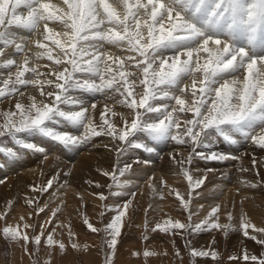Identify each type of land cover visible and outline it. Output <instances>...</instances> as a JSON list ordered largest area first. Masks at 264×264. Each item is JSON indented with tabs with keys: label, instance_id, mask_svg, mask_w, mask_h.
<instances>
[{
	"label": "snow or ice",
	"instance_id": "6c2138e0",
	"mask_svg": "<svg viewBox=\"0 0 264 264\" xmlns=\"http://www.w3.org/2000/svg\"><path fill=\"white\" fill-rule=\"evenodd\" d=\"M0 85V105L8 106L0 109V155L16 158L20 149L44 154L47 160L46 148L31 137L50 140L64 149H79L93 138L109 137L116 154L109 169H96L113 183L85 181L89 187L108 189L107 193H88L103 202L96 224L82 211L87 190L74 193L81 202L77 211L82 223L99 236V244H81L71 220H59L65 202L61 199L53 208L52 201L44 199L45 195L59 199V189L72 187L71 173L54 171L46 181L30 185L34 195L25 199L31 208L26 213L28 220L33 215L45 216L38 231L37 224L28 223L25 215L19 218L22 225L9 224L13 201H6L0 214L4 221L0 239L18 246L31 264H53L69 246L77 252H104L103 264H114L124 218L132 219L129 209L139 190V185L135 191L130 187L133 179H139L134 176V165L148 163L120 158L137 150L152 153L155 145L167 142L178 146L171 161L179 167L172 174L187 180L186 194L173 189L163 176L159 183L169 188V195L175 192L186 218L169 217L150 231L167 234L173 245L179 236L188 264H197L198 259L217 261L221 256L215 249V236L208 246L197 247L189 239L203 233L220 232L227 239L240 231L264 247V226L254 224L243 210L248 195L240 201L238 228L233 223L235 201L231 207L214 202L200 217L205 205H196L195 197L201 196L207 174L215 169L206 168L203 175L195 176L200 170L190 167L197 157L219 163L242 161V156L214 150L221 142H250L264 151V0H0ZM86 95H99L102 100L86 103ZM98 104L103 107L97 120ZM69 128L82 132L75 134ZM181 149L187 156H181ZM260 167H264V158L253 154L251 167L241 164L238 171L254 172L255 180L241 178L239 183L264 190ZM129 172L133 175H126ZM152 180L149 177L146 183L150 195H156ZM159 195L163 197L162 189ZM113 198L110 206L108 201ZM109 211L114 215L105 223ZM65 229L67 243L55 238L63 237ZM148 230L146 221L145 240ZM45 247L47 258L41 260ZM132 255L139 257L141 252ZM159 255L168 253L142 252L145 262ZM173 255L183 264L178 247ZM242 258L264 264V252L258 257L244 249Z\"/></svg>",
	"mask_w": 264,
	"mask_h": 264
},
{
	"label": "rangeland",
	"instance_id": "374dc122",
	"mask_svg": "<svg viewBox=\"0 0 264 264\" xmlns=\"http://www.w3.org/2000/svg\"><path fill=\"white\" fill-rule=\"evenodd\" d=\"M85 101H87L86 103H90L92 101L91 97H88V96L85 97ZM68 130L72 131L75 134H80L82 129L69 128ZM29 139L32 141L34 140L33 142H36L39 146H44L46 148L47 153L53 152V154H51V156H48L47 160H45L43 157V158H41V161H32L30 163L31 167H33L32 169L37 171V174H39V179L37 180L39 182H37V181L33 182L32 180H30L28 178H24V180H20L18 178V176L14 175L12 178L13 181L10 184H8L7 187H4L5 189L9 190L10 193L8 196H4V197L2 195H0V197L4 198L3 205L0 206V214H2L5 211L6 201L12 200L13 206H14V207H12V209L14 210V212L11 209L12 212L11 211L10 212L12 214L11 213H9L10 215L8 214L9 218L7 217L8 218L7 222H8V220H11V222H12V223L8 222L9 224H13V221L15 220L16 222H18L22 225L24 221H20V219H19L21 214L23 215V213H24L26 215L27 212L31 211V208H29L28 205L25 203V199L27 196L31 197L32 195H34L31 191L30 185L39 184V183L46 181L54 173V170H55V172L71 173L73 167L76 166L78 161H81V159L84 158L86 154H88V155L93 154V156L98 157L97 156L98 153H96V150L103 148V144H101L100 141L99 142H93V143H92V141H90V142L80 146L79 149H72V148L64 149V148L58 146L56 143H54L50 140L41 138V137H31ZM105 139L106 140L104 141V145H109V147H107L108 148L107 154L109 153L108 155H110L109 156V158H110L109 163L107 166H105V169H109L115 163L116 156H114L115 152L111 150V145H110V139L111 138L109 139V137L108 138L105 137ZM9 143H11V142H9ZM149 144L151 146L153 144V142H149ZM170 144H171V142H167L164 144L159 143L158 145H155V151L152 153H149L146 151L143 152V150H141V151L137 150V151L129 153V155L126 157L120 158L121 160H126L128 163H133V158L136 161H143L142 157H141L142 154L143 155H152V157H153L152 160H149L148 163H146V164L136 163L134 165V176L137 177V175H138L139 179H133L132 185L130 187H132V190L135 191L136 190L135 186L139 185V190L137 191L136 197L134 198L133 203L129 209V213L132 215V219L129 221L127 216L124 218V227L122 228V235L118 241L117 250H116V253L114 256V264H181V261L179 259L175 258L173 255L174 250L177 247L180 249L181 254L183 256V264H188V255H187V251L184 247V241L179 236L175 237V245H173L171 243L172 238L169 237L167 234L162 233L158 230L156 232L150 231V229L152 227H154V225L157 222L162 223L164 220L168 219L169 217H171L173 219L179 218L182 221H184L186 218V213H184L183 210L180 208L178 200L177 199L174 200V197L176 198V196L174 194L175 192L172 193L173 196L169 195L168 194L169 192H167V191H169V188H167V187L162 188V185H160V183H159L160 178L163 176L165 178L167 184H169L172 187L171 184L175 185V183H176V181H174L175 177L176 178L179 177L178 179H180L179 180L180 186H179V184H176V186L173 185L172 188L180 191L181 193L186 194V191H187V182L186 181L187 180L182 175L177 177V176H175L176 174H173L174 175L173 178L169 179V177L170 178L172 177L171 176L172 173H175L178 171L177 169L179 167L178 166L177 168H172L169 165L170 163L165 161L166 160L165 157L169 158L171 156L170 153H168V152L170 151L172 154L173 149L175 147L176 148L178 147L177 145H175L174 142H172L171 145ZM244 144H245L244 141L241 142V146H239V144L238 145H229L227 143L221 142V143H219L220 147H218L216 145L214 150L221 151V152H224L225 150H231V154H234L237 156H239V155L245 156V153L243 152L244 150L242 151V149H241ZM172 146H173V148H172ZM170 149H172V150H170ZM109 150L112 152H110ZM156 150L160 151L161 153L156 155ZM29 152H32V151H29ZM136 152H138V153H136ZM35 153L36 152H32L31 154H35ZM39 154L40 153H36V155H39ZM167 154H169V155H167ZM60 155L62 158L60 157ZM134 155H136V156H134ZM181 155L184 156L185 153L183 154V152H182ZM185 156H187V154ZM51 158H52V160H55L59 163L56 162L57 165L54 163L55 165L52 164V166L51 165L50 166L45 165L46 167L43 166L44 162L50 160ZM162 159H164V160H162ZM242 159H243V157H242ZM194 160L195 161L192 163L193 165L191 164V166H190L191 169H199V168L200 169L201 168L206 169V168H209V166H211V167L215 166L212 169H215V171L221 172V170L222 171L224 170L225 166L230 167L229 168L230 173L233 172L232 177L229 179H227V177H226V181H225V179L223 180V178L220 177L217 180L218 182L213 183V184L212 183L207 184L208 182L207 183L205 182L207 187L203 188L201 196L195 197V204L196 205H198V204L205 205V208L203 210H201V212H200V217H203L207 214V211L210 210V207L214 204V202L227 203L229 205V207H231L232 202L235 201V203H236V218L234 219L233 223L238 228L239 227L240 201L242 199L241 196L243 195L242 190L245 187L242 186L239 183V181H238V183L237 182L235 183L234 179L236 178V180H239L242 177L244 179H247V176L249 175V173L251 171L247 172V175H243V173L241 174V172L238 171V169H239L238 167L241 166V164L242 165L247 164L246 166H244V165L243 166L250 168L251 167V159L246 158V160H248V163L245 159L242 160V163H240V161H233V160L225 161L222 163L214 162V161H204V160L199 159L198 157L195 158ZM249 160H250V162H249ZM164 162L166 164H168V166ZM238 163L240 164L239 166H238ZM226 164L227 165L229 164V165L227 166ZM52 167L54 168V170L51 169ZM56 167H58V168H56ZM220 168H221V170H220ZM50 170L52 172H50ZM259 170L264 172V167H260ZM238 172H239V174H238ZM155 173H156V175H155ZM18 174L19 173H17V175ZM165 174H167V176L170 175L168 177V179H167V177H165L166 176ZM193 174L194 175L195 174L196 175L202 174V169L198 172H194ZM223 174H225L224 176H226V174H228V173L223 172ZM126 175L132 176L133 172L126 173ZM143 176H144V178L146 176L147 179L145 178V180H144ZM233 176H235V177H233ZM149 177H154V179L152 180V183L157 188V194L156 195H150L152 190L149 188L148 183H146V181L148 180ZM68 178L69 177H67V176L62 177V179H68ZM104 178L105 179L102 182L103 184L107 185L109 183H113L111 178H106V177H104ZM119 179L123 180L124 178L119 177ZM184 179L186 180L185 183H184ZM230 179H231V181H229ZM250 179L252 180V178H250ZM250 179L248 177L247 180H250ZM3 180H5V179H3ZM3 180H1V181H3ZM72 185L73 186L69 188V189H72V191L69 190L68 188L59 189V192L57 193V195L59 196V199H57L56 197H48L47 195H45L44 199H50L52 201L51 206L53 208H55L57 206V204H59L60 200L62 199L65 203L63 205H61L62 211L60 213H58L59 220L61 222H64V223H67L69 220H71V223L74 226V229L77 233V240L81 244H85V243L99 244L100 243L99 236L94 234V233H91L90 230H88L86 228V226L83 225V223H82V219L80 217V214L77 211L81 202L79 200V197L74 194L75 191H77V189H79L78 191H80V192H82V191L80 190V188L77 184L74 183ZM236 185H240V187H241L240 188L241 191L239 193L237 191L238 187ZM234 186H236V187H234ZM181 188H183V190ZM161 189H162L163 193H165L163 195V198H161V196L159 195V191ZM100 190L105 192V193H107V191H108V189L106 187L103 189H100ZM248 190H252L253 194L252 193L247 194L250 197V199L244 202L243 210L246 211L248 213V215L252 214V215H255V217H256V214L258 215V213H257L258 211L256 212V209H257V210H259V212L260 211H261V213L263 212L262 214L264 216V211H263L264 210V197H263L264 196V190H262L260 188L259 189L257 188V190L255 189V191H254V189H248ZM69 191H70V193H69ZM142 191H144V192H142ZM197 191H199V190H197ZM64 192H66L67 195H61V193H64ZM225 192L230 193V195H228L229 198H227V201H224V200H226V196L223 197V195H226ZM23 193H25V195ZM27 193H29V194H27ZM255 194H257V195H255ZM88 195L89 194H87V196ZM124 195H125V197H127V195H128L127 191L124 192ZM87 196L86 195L84 196V199L87 201V203H86L84 209H82V211H84L90 217L91 222L96 224V221L98 220V211L101 210L103 202H101L98 198H97L96 202H94L91 195L88 197ZM168 196L173 197V198H170ZM21 199H22V201H21ZM169 199H170V201H169ZM92 200H93V202H92ZM113 200H114V198L112 200L108 201L110 206L112 205ZM163 200L164 201L166 200V201L164 202ZM161 201H162V203H161ZM174 202H176L178 205L175 204ZM94 203L96 205H94ZM155 203H158V205ZM17 204L18 205L20 204L21 208L19 206H16ZM97 204H99V205H97ZM159 204H161V205L159 206ZM149 205H151V208L149 207ZM168 205H170V206H168ZM15 206H16V208H15ZM250 206H252V207H250ZM15 209H16V211H15ZM133 209L135 210L134 212L132 211ZM146 209H147V214L145 212ZM153 209H155V211H153ZM166 209H169V211ZM15 212L19 214V218H18V214H15ZM13 215H15L14 218H13ZM112 215H114V213L111 211L106 213L105 223L108 222L109 218ZM176 215H178V216H176ZM259 215H260V213H259ZM200 217H194V219H199ZM44 219H45L44 214H41L39 217H36L35 215H33L31 220H28L27 215L25 216V220L28 223H30V224L36 223L37 224V231L39 230L38 224L43 222ZM251 220H252V218H251ZM146 221H147V225H148V229H149L147 231V236H148L147 240L144 239ZM224 222H226V217L221 218V223H224ZM252 222L254 224H256V221L252 220ZM257 222L259 224H256V225L264 226V222H261L263 224H261L259 222V220ZM14 225H16V224L14 223ZM3 226H4V221H0V228H2ZM96 226H99V225H96ZM47 227L50 230L51 225H49ZM57 232L58 233L60 232L59 228L57 229ZM66 232H67V229H65V235L63 237L57 235V236H55V238L56 239L63 238L65 240V242L67 243L68 237L66 235ZM249 233L255 234V233H253L252 229H249ZM213 236H215V238L217 240V243L215 245V249L219 253H221L220 258L217 261H213L210 258L198 259L197 264H256V262H253L251 260H248V261L243 260L242 257L244 254V249L247 250L249 255L255 254L258 257L260 256L261 252H264V247L257 244L255 241L248 239L247 237H243L242 233L240 231L232 232L227 237V239H225V237L220 232L203 233V234H200V235L195 236V237H189V239H192L193 243L196 244L197 247H199L201 245L208 246V244H209L210 240L213 238ZM258 238H259V236H258ZM18 248H19L18 246H11L9 242L5 241L4 239H0V260L2 262L1 264H12V261H13L12 255L14 254V251L18 250ZM31 248H32V246L29 245L30 251H31ZM145 249H148V250L154 249L158 252H163L166 250L168 255H159V256L149 257V258H147V260L145 262V258L142 256V252ZM134 251L141 252V256H139V257L133 256L132 253ZM46 252H47V248L45 247L44 249H42V252L40 254L41 260L47 258ZM230 255H237L240 258L237 260H229L228 257ZM104 256H105L104 252H97L95 249H93L91 251H79V252H77L75 250H72L71 247L69 246L66 254L57 255L55 260L53 261V264H103Z\"/></svg>",
	"mask_w": 264,
	"mask_h": 264
},
{
	"label": "bare ground",
	"instance_id": "6f19581e",
	"mask_svg": "<svg viewBox=\"0 0 264 264\" xmlns=\"http://www.w3.org/2000/svg\"><path fill=\"white\" fill-rule=\"evenodd\" d=\"M52 2L53 3H55L56 2V0H52ZM26 34V33H25ZM0 86H2V85H0ZM91 97V100H93V99H96V100H102V97H100L99 95H97V96H95V97H93V96H90V95H86V97ZM85 102H87V101H85ZM7 105H0V109H7ZM102 107H103V105L102 104H98V107H97V111H96V114H95V116H96V119L98 120L99 119V111L100 110H102ZM189 115H191V114H189ZM81 132H82V130H81ZM108 138V137H107ZM110 139V138H109ZM39 140V139H38ZM43 140V139H42ZM106 139H105V137H99V138H93L91 141H92V143L93 142H99L100 141V143L101 144H103V148L102 149H99V150H96V153H98V157H95V156H93V154L92 155H88V154H86L85 155V157L84 158H82L81 159V161H78V163H77V165L76 166H74L73 167V169H72V172H71V176H70V180H71V184H77L78 186H79V188H80V190L82 191V192H85V190H87L86 192H85V195L87 196V194L88 193H92V192H100L101 190L100 189H98V188H96L94 185L92 186V187H89L86 183H85V181L86 180H88V179H92V180H98V181H100L101 183L103 182V180L105 179L103 176H101V175H99L98 173H97V171H96V169L97 168H103V169H105V166H107L108 165V163H109V156L110 155H108L107 154V150H108V148L107 147H105V145H104V141H105ZM34 141V140H33ZM242 142V141H241ZM241 142L239 143V146H241ZM245 142V141H244ZM49 144V143H48ZM51 144V143H50ZM164 144V143H163ZM171 144H172V142H171ZM170 144V145H171ZM43 145V144H42ZM174 145V144H173ZM238 145V144H237ZM217 146L218 147H220V145L219 144H217ZM171 147V146H170ZM80 148V147H79ZM172 148H173V146H172ZM176 148V147H175ZM242 149V151L245 153V156H243V155H241L242 157H243V159H245L246 160V158L247 159H251L252 158V155L254 154L258 159H261V158H264V151H261L260 149H258V148H254L253 147V145L250 143V142H245V144L243 145V147L241 148ZM170 150H172V149H170ZM18 151H19V155L16 157V158H10V157H8V156H6V155H0V181L1 180H3V179H5V180H3L2 182H0V195H2L3 197L4 196H8L9 195V190H7V189H5L4 187H7V185L8 184H10L13 180H12V178H13V176L14 175H16V176H18V178L20 179V180H24V178H28V179H30V180H32L33 182L34 181H37L38 179H39V174H37V171H35L34 169H32L33 167H31V162L32 161H41V158H43L44 157V154H39V155H36V153L35 154H31L32 152H29V151H24V150H20V149H18ZM49 151V150H48ZM110 151V150H109ZM141 151V150H140ZM168 151V150H167ZM181 151L183 152V154L185 153V155L187 154L186 152L187 151H185V150H182L181 149ZM110 152H112V151H110ZM144 152V151H143ZM182 152H181V154H182ZM224 152H230L231 153V150H225ZM136 153H138V152H136ZM159 153H161L160 151H157L156 150V155H158ZM168 153H170V155H171V152L169 151ZM242 153V152H241ZM51 154H53V152H48V156H51ZM113 154V153H112ZM88 155V156H87ZM138 155V154H137ZM166 155V154H165ZM167 155H169V154H167ZM184 155V156H185ZM59 156V155H58ZM114 156H116L115 154H114ZM134 156H136V155H134ZM139 156V155H138ZM182 156V155H181ZM240 156V155H239ZM54 157V156H53ZM60 157H61V155H60ZM112 157V156H111ZM141 157H142V160H147V161H149V160H152V155H141ZM245 157V158H244ZM62 158V157H61ZM60 159V158H59ZM114 159V158H113ZM165 161L166 162H169L170 164V167H172V168H177L178 167V165H175V164H173V162L171 161V156L168 158H166L165 157ZM242 159V160H243ZM51 160V161H50ZM50 160H48V161H46V162H44V164H43V166H45V165H48V166H52V164H56L57 165V163H59V162H57V161H55V160H52V158L50 159ZM63 160V159H62ZM61 160V161H62ZM139 160V159H138ZM162 160H164V159H162ZM198 160V159H197ZM244 160V161H245ZM50 161V162H49ZM195 161V160H194ZM247 161V163H248V160H246ZM52 162V163H51ZM57 162V163H56ZM163 162V161H162ZM200 162V161H199ZM249 162H250V160H249ZM41 163V162H40ZM112 163V162H111ZM165 163V162H164ZM201 163V162H200ZM240 163H242V161H240ZM245 163V162H244ZM54 164V165H55ZM145 164V163H144ZM166 164V163H165ZM164 164V165H165ZM225 164V163H224ZM110 165V164H109ZM159 165V164H158ZM167 166H168V164H166ZM165 165V166H166ZM193 165V164H192ZM227 165V164H226ZM229 165V164H228ZM227 165V166H228ZM237 165V164H236ZM240 164L238 163V166H239ZM244 166H246L245 164H243ZM249 165V164H248ZM59 166V165H58ZM218 166V165H217ZM46 167V166H45ZM206 167V166H205ZM215 167V166H214ZM213 166L211 167V166H209V168H214ZM220 167V166H219ZM234 167V166H233ZM237 167V166H236ZM235 167V168H236ZM240 167V166H239ZM238 167V168H239ZM56 168H58V167H56ZM198 168V167H197ZM224 168V167H223ZM229 168L230 167H226L225 166V168H224V170L222 171L221 170V168H220V170H221V172H218V171H214V172H212V173H208L207 175H208V180L206 181V183L207 184H213V183H217L218 181V179L221 177V178H223V180L225 179V181H226V177H227V179H229V178H231L232 177V173L233 172H231L230 173V171H229ZM237 168V169H238ZM249 168V167H248ZM51 169H53L54 170V168L52 167ZM200 169V168H199ZM202 169V174H198V175H196V176H200V175H203L204 174V170L205 169H203V168H201ZM200 169V170H201ZM178 170V169H177ZM55 171V170H54ZM50 172H52L51 170H50ZM165 172V171H164ZM223 172H225V173H228V174H226V176H224L225 174H223ZM17 173H19L18 175H17ZM171 173V172H170ZM260 173H261V175L262 176H264V172L263 171H260ZM238 174H239V172H238ZM242 174V173H241ZM143 175V174H142ZM155 175H156V173H155ZM166 176L165 177H167V179H168V177L170 176H167V174H165ZM194 175V174H193ZM234 175V174H233ZM243 175H247V173H243ZM171 178L169 177V179H172L173 178V174H171ZM175 176H180V175H175ZM137 177H138V175H137ZM233 177H235V176H233ZM248 177H249V179L250 178H252V180L254 181L255 180V174H254V172H250L249 173V175L247 176V179H248ZM143 178H144V176H143ZM142 178V179H143ZM145 178L147 179V177L145 176ZM145 178H144V180H145ZM179 178V177H178ZM178 178H176L175 177V180L174 181H176V183H175V185L174 184H171L172 185V187H173V185L174 186H176V184H179V186H180V179H178ZM243 178V177H242ZM246 178V177H245ZM153 179H154V177H153ZM238 179V178H237ZM241 179V178H240ZM16 180V179H15ZM235 180V183L237 182L238 183V181L239 180H236V178L234 179ZM251 180V179H250ZM31 181V182H32ZM41 181V180H40ZM185 179H184V183H185ZM229 181H231V179L229 180ZM37 182H39V181H37ZM187 182V181H186ZM222 183V182H221ZM230 183V182H229ZM234 183V182H233ZM182 184V183H181ZM187 184H188V182H187ZM169 185V184H168ZM242 185V184H241ZM73 186V185H72ZM77 186V187H78ZM185 186V185H184ZM238 188L237 189H240L241 187H240V185H236ZM236 186H234V187H236ZM243 186V185H242ZM76 187V188H77ZM145 187V186H144ZM74 188V187H73ZM163 188V187H162ZM69 189V188H68ZM143 189V188H142ZM166 189V188H165ZM174 189V188H173ZM178 189V188H177ZM180 189V188H179ZM182 190H183V188H181ZM259 189V188H258ZM30 190V189H29ZM69 190H71L72 191V189H69ZM77 190H79V189H77ZM145 190V189H144ZM241 190V189H240ZM245 190V191H244ZM257 190V189H256ZM74 191V190H73ZM141 191V190H140ZM167 191V190H166ZM243 192H242V194L243 195H247V194H251L253 191L252 190H248L247 188H244L243 190H242ZM254 191H255V189H254ZM26 192V191H25ZM142 192H144V191H142ZM165 192V191H164ZM167 192H169V191H167ZM258 192V191H257ZM69 193H70V191H69ZM226 193V192H225ZM24 195H25V193H23ZM27 194H29V193H27ZM141 194V193H140ZM165 194V193H164ZM175 194V193H174ZM253 194V193H252ZM32 195V194H31ZM143 195V194H142ZM141 195V196H142ZM168 195V194H167ZM166 195V196H167ZM172 195V194H171ZM228 195H230V193L228 192V193H226V195H223V197L224 196H226V200H224V201H227V198H229L228 197ZM255 195H257V194H255ZM88 196H90V194L88 195ZM87 196V197H88ZM92 196V199L94 200V202H96V200H97V197H95V196H93V195H91ZM173 196V195H172ZM241 196V195H240ZM262 196V195H261ZM3 197H0V206H2L3 205V202H4V198ZM28 197V196H27ZM86 197V198H87ZM146 197V196H145ZM158 197V196H157ZM160 197V196H159ZM168 197H170V196H168ZM167 197V198H168ZM242 197V196H241ZM264 197V196H263ZM262 197V198H263ZM25 198V197H24ZM161 198H163V197H161ZM166 198V199H167ZM170 198H173V197H170ZM176 198L174 197V200H175ZM224 199V198H223ZM222 199V200H223ZM91 200V199H90ZM93 200H92V202H93ZM140 200V199H139ZM138 200V201H139ZM168 200V199H167ZM206 200V199H205ZM221 200V201H222ZM238 200V199H237ZM21 201H22V199H21ZM142 201V200H141ZM144 201V200H143ZM164 201V200H163ZM166 201V200H165ZM164 201V202H165ZM169 201H170V199H169ZM261 201V200H260ZM135 202V201H134ZM177 202V201H176ZM176 202H174L175 204H177ZM161 203H162V201H161ZM168 203V202H167ZM166 203V204H167ZM171 203V202H170ZM169 203V204H170ZM155 204H157L158 205V203H155ZM198 204V203H197ZM25 205V204H24ZM94 205H96L95 203H94ZM97 205H99V204H97ZM161 204H159V206H160ZM171 205V204H170ZM170 205H168V206H170ZM178 205V204H177ZM6 206V205H5ZM16 206H21L20 204L18 205H16ZM16 206H15V208H16ZM93 206V205H92ZM158 206V207H159ZM14 207V206H13ZM157 207V206H156ZM163 207V206H162ZM161 207V208H162ZM167 207V206H166ZM250 207H252V206H250ZM21 208V207H20ZM23 208V207H22ZM28 208V207H27ZM95 208V207H94ZM171 208V207H170ZM169 208V209H170ZM169 209H166V210H168L169 211ZM251 209V208H250ZM260 209V208H259ZM13 210V209H12ZM20 210V209H19ZM171 210V209H170ZM15 211H16V209H15ZM258 211V212H257ZM264 211V210H263ZM12 212V211H11ZM11 212H9V213H11ZM13 212H14V210H13ZM256 212L258 213V215L256 214V217H255V215H252V214H250L249 216H250V218H252V220H254V221H256V224H259L257 221L259 220V222L261 223V222H264V216H263V212L261 213V211L259 212V210H257L256 209ZM26 213V212H25ZM172 213V212H171ZM259 213H260V215H259ZM12 214V213H11ZM14 214V213H13ZM15 214H18V213H16L15 212ZM10 215V214H9ZM22 215V214H21ZM23 215H25L24 213H23ZM14 216L15 215H13V218H14ZM26 216V215H25ZM176 216H178V215H176ZM221 216L222 217H225V215H223V213L221 214ZM17 217V216H16ZM221 217V218H222ZM8 218H9V216H8ZM7 218V219H8ZM18 218H19V214H18ZM17 220V219H16ZM13 221V220H12ZM8 222L9 223H12L11 222V220H8ZM14 223L15 224H17L18 222H16L15 220L13 221V224L12 225H14ZM261 224H263V223H261ZM258 226V225H257ZM45 252V251H44ZM44 258V257H43ZM12 259H13V261H12V264H31V258L28 256V255H26V254H22V252H21V249L20 248H18V250H16V251H14V254L12 255ZM2 262H1V260H0V264H1Z\"/></svg>",
	"mask_w": 264,
	"mask_h": 264
}]
</instances>
